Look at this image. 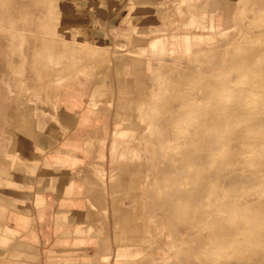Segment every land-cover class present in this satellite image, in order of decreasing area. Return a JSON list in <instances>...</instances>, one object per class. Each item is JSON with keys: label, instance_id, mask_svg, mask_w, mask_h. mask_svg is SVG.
<instances>
[{"label": "rangeland", "instance_id": "1", "mask_svg": "<svg viewBox=\"0 0 264 264\" xmlns=\"http://www.w3.org/2000/svg\"><path fill=\"white\" fill-rule=\"evenodd\" d=\"M33 195L52 264H264V0H0V211Z\"/></svg>", "mask_w": 264, "mask_h": 264}, {"label": "crops", "instance_id": "2", "mask_svg": "<svg viewBox=\"0 0 264 264\" xmlns=\"http://www.w3.org/2000/svg\"><path fill=\"white\" fill-rule=\"evenodd\" d=\"M70 138L62 144L63 150L60 152L66 154L75 152L77 154L75 158L83 161L86 156L70 148L74 138L78 140L79 136L72 135ZM69 158L64 157L67 160L64 164L67 167L65 169L77 168V162L74 163ZM63 183L64 189L70 191L76 189L75 193H70L63 198L65 203L71 206L84 204L85 199L78 192L79 185L70 179ZM46 193L44 192L42 195L45 199H47ZM34 198L35 195H33L31 205L25 201L15 207L2 206L3 209L0 211V264H52L51 246H49V240L46 236V231H48L47 220L44 217L45 213L42 212L44 209H38L33 203Z\"/></svg>", "mask_w": 264, "mask_h": 264}]
</instances>
